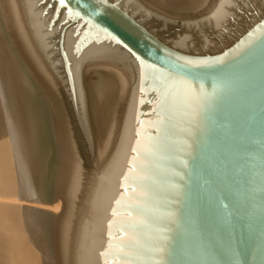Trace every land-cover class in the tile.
Here are the masks:
<instances>
[{"label": "water", "instance_id": "1", "mask_svg": "<svg viewBox=\"0 0 264 264\" xmlns=\"http://www.w3.org/2000/svg\"><path fill=\"white\" fill-rule=\"evenodd\" d=\"M16 1L53 85L63 264H264V0Z\"/></svg>", "mask_w": 264, "mask_h": 264}, {"label": "bare ground", "instance_id": "2", "mask_svg": "<svg viewBox=\"0 0 264 264\" xmlns=\"http://www.w3.org/2000/svg\"><path fill=\"white\" fill-rule=\"evenodd\" d=\"M137 1L141 6H143L144 9L149 11H156L158 8L163 7L175 12L178 11L184 13L195 9L200 4H203L205 0ZM50 84L51 81L48 72L43 66L36 49L33 47L27 30L24 28L17 1L0 0V92L2 91V97L4 95V101L1 97V101L4 102L5 106L3 107V110L5 109L8 114L6 116V113H3L6 116L4 118H8L9 116V126H11V130L8 128L11 135H7L8 141L5 139L6 141H4L5 143L3 146L8 145L5 149L10 148L8 154L12 157L14 163H16L17 168L15 166L14 167L15 170L17 169L16 174L19 176L20 180H17L20 182L18 189H13L10 195H4L0 192V210L4 211L3 215L5 214L6 218L8 213H10V215L12 214L13 218L15 215L17 220H19V223H22L25 225V227L27 226L26 230H28V232L25 233L24 236L30 235L29 237H31L33 244L36 246V251L37 247H40L43 250V253L39 254L44 256L41 259L45 258L44 260L47 261H45L46 264L48 262H50L49 264H53V262L54 264H63L61 258L56 252L53 239L50 235L48 221L46 219L45 199L49 183L48 178L52 164L51 160L56 126V104L54 103V98L52 97L53 94L48 88V86L51 87ZM6 123L9 124L7 120ZM0 142H2L1 138ZM2 153L4 152L3 150L1 151L0 143L1 156H3ZM4 160L6 161L5 157L4 159L2 158L0 160V175L3 171L1 165L2 162L5 163ZM16 174L13 175L18 179ZM6 178L7 177L4 179ZM4 179L2 178V180ZM0 191H2V189ZM14 200L20 201L22 204H16L14 203ZM5 202L8 203L5 204ZM2 219H0L1 222ZM5 220L7 219L4 218L3 221ZM11 220L14 222L15 219H10V221ZM0 228L2 229V227ZM16 228L18 231V227ZM9 229L10 228H8V233H10ZM25 231L23 230V232ZM0 232L2 233V230ZM12 233L13 232H11V234ZM3 237H5L4 234ZM7 238H12L13 242L15 243V239L13 237ZM6 239L3 238V240ZM29 242L30 241L27 243L29 244ZM3 244L6 245L9 243H7L6 240V243L4 242ZM6 250L8 251L9 249ZM22 251L20 252L21 254L23 253ZM27 252L29 254L30 251L27 250ZM34 252L35 251H33L32 257H35ZM4 253H6V251ZM39 254H36V257H38ZM10 255L13 254L10 253ZM30 255L31 254H29V256ZM5 256H8V253ZM26 258L28 257L26 256ZM28 259H30V257ZM19 260L21 261V259ZM1 261L0 264L2 263Z\"/></svg>", "mask_w": 264, "mask_h": 264}, {"label": "rangeland", "instance_id": "3", "mask_svg": "<svg viewBox=\"0 0 264 264\" xmlns=\"http://www.w3.org/2000/svg\"><path fill=\"white\" fill-rule=\"evenodd\" d=\"M215 2H216V0H205L204 1V3L203 4H200L199 6H197L195 9H193V10H191V11H187V12H184V13H181V12H175V11H173V10H170V9H165V8H163V7H160V8H162V9H160V8H158V10H156V11H152V10H150L151 12H154V13H156V14H161V15H163V16H166V17H168V18H171V19H173V20H178V21H180V20H184V19H188V18H193V17H196L197 15H201V14H205V13H209V12H211V10L213 9V7L215 6L214 4H215ZM45 69H46V67H45ZM47 71V70H46ZM51 85V87H49L48 86V88H49V90H50V92L53 94V98H54V92H53V85L52 84H50ZM1 88V87H0ZM1 90V89H0ZM1 94H2V91L0 92V138H1V141L3 142H0L1 143V151L3 150V152L4 153H2L3 154V156H1L0 155V158L2 159H4V157L6 158V161H5V163L4 162H2V169H3V171H4V174H3V171H2V174L0 175V182H1V187H0V190L2 189V191H0L2 194H4V195H10L11 194V192L13 191V189H18V185H19V183L20 182H18V181H20L19 180V176L16 174L17 172H16V170H15V167H16V163H14V160L12 159V157L8 154V151H9V149L10 148H8V149H5V148H7L6 146H8V145H4L3 146V144L5 143L4 141H6L5 139H7V141H8V136L7 135H9L10 133V130H11V126H9L10 125V123H9V116H8V118H4V117H6L8 114H7V111L5 110H3V107H5L4 106V95H3V97L1 96ZM1 97H2V99H3V101H1L2 99H1ZM3 104V105H2ZM2 106V107H1ZM2 108V109H1ZM55 109H56V107H55ZM3 110V111H2ZM6 115H4V114ZM55 113H56V111H55ZM3 114V115H2ZM6 120H7V122L9 123V124H7L6 123ZM5 121V122H4ZM8 125V126H7ZM6 126H7V128H6ZM10 130H9V129ZM8 131V132H7ZM11 135V134H10ZM4 138V139H3ZM4 147V148H3ZM9 157V158H8ZM8 158V159H7ZM0 159V160H1ZM11 160H13V161H11ZM10 161V162H9ZM13 162V163H12ZM4 163V164H3ZM15 166V167H14ZM5 167V168H4ZM17 168V167H16ZM5 169V170H4ZM7 173V175H6V173ZM16 174V176L18 177V179L14 176V175ZM5 177H7L6 179H4ZM2 178L4 179V180H2ZM18 180V181H17ZM17 182V183H16ZM17 185V186H16ZM3 186H5V187H3ZM6 203H8V202H5V204ZM14 203H16V204H22L20 201H16V200H14ZM1 211V214H0V219H7V220H9V221H7V220H5V221H3V219H2V222H1V220H0V227H2V229L0 228V231L2 230V233L5 235V237H3V234L0 232V235H2V236H0V240L4 243H6V240H7V243H9V244H3L1 241V243L0 244H2V245H0V261H1V259H2V263L1 264H11L12 262V264H36V263H38V264H43V263H45L46 264V260H44V259H41L42 257H44L43 255H40L41 253H43V250L40 248V247H37V251L35 250L36 249V246L33 244V242H32V239H31V237H29L30 235H27V236H24L25 235V233H27L28 232V230H26L27 228V226L25 227V225H23L22 223H19L18 221L19 220H17V218L15 217V215H14V218H13V216H12V214L10 215V213H8V216H7V218L5 217V214L3 215V213H4V211H2V210H0ZM10 219H15L14 220V222L11 220L10 221ZM11 222V223H10ZM18 222V223H17ZM6 223H9V224H6ZM19 225H17V224ZM22 224V225H21ZM2 225V226H1ZM4 225H5V227H4ZM16 225V226H15ZM3 227H4V229H3ZM16 227H18V231H17V228ZM8 228H10L9 230H10V233H8L9 231H8ZM25 231V232H23V230ZM7 230V231H6ZM15 231V232H14ZM6 232V233H5ZM11 232H13L12 234H11ZM21 233H23V234H21ZM7 234V235H6ZM21 236V237H20ZM23 236V237H22ZM7 237H13L15 240V243L13 242V240H12V238L10 239V238H7ZM16 237H17V239H16ZM20 237V238H19ZM2 238V239H1ZM3 238H7L6 240H3ZM25 238H26V240H25ZM29 238V239H28ZM9 239V240H8ZM11 240V241H10ZM18 241V242H17ZM25 241V242H24ZM28 241H30L29 242V244L27 243ZM17 242V243H16ZM21 242V243H20ZM32 242V243H31ZM28 244V245H27ZM33 245V246H32ZM4 246V247H3ZM13 246V247H12ZM33 247V249H32V247ZM34 246H35V248H34ZM12 247V248H11ZM16 247H17V249H16ZM20 247V248H19ZM29 249H28V248ZM23 248V249H22ZM25 248V249H24ZM27 248V249H26ZM6 249H9L8 251L6 250ZM13 249V250H12ZM16 251H15V250ZM21 249V250H20ZM39 249H41V250H39ZM19 250H20V252L22 251L23 253V255L19 252ZM26 250V251H25ZM27 250L28 251H30L29 252V254H31L30 256H29V254H28V252H27ZM3 251V252H2ZM6 251V253H4ZM13 251V252H12ZM16 253H15V252ZM33 251H35L34 252V254H35V257H32L33 256ZM39 251H41V252H39ZM32 252V253H31ZM3 253V254H2ZM7 253H8V256H5V255H7ZM10 253L11 254H13V255H10ZM15 253V254H14ZM26 253V254H25ZM40 253V254H39ZM20 254V255H19ZM39 254V258L38 257H36L37 255ZM3 255V256H2ZM19 257H17V256ZM8 259H6L5 257ZM26 256L29 258L30 257V259H28V258H26ZM3 257V258H2ZM11 257V258H10ZM23 257V258H22ZM6 260H5V259ZM16 259V260H15ZM19 259H21V261L19 260ZM5 261V262H4ZM18 261V262H17ZM36 261H38V262H36ZM46 261V262H45ZM41 262V263H40ZM50 262H48L47 264H49ZM52 264V263H51ZM53 264H54V262H53ZM56 264V263H55Z\"/></svg>", "mask_w": 264, "mask_h": 264}, {"label": "snow or ice", "instance_id": "4", "mask_svg": "<svg viewBox=\"0 0 264 264\" xmlns=\"http://www.w3.org/2000/svg\"><path fill=\"white\" fill-rule=\"evenodd\" d=\"M60 3L63 5L65 3V0H60Z\"/></svg>", "mask_w": 264, "mask_h": 264}]
</instances>
